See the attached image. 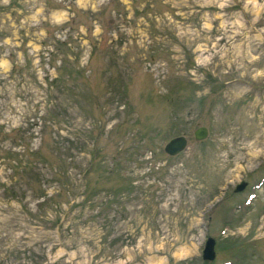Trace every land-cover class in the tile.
<instances>
[{
  "label": "rangeland",
  "instance_id": "374dc122",
  "mask_svg": "<svg viewBox=\"0 0 264 264\" xmlns=\"http://www.w3.org/2000/svg\"><path fill=\"white\" fill-rule=\"evenodd\" d=\"M225 261L264 264V0H0V264Z\"/></svg>",
  "mask_w": 264,
  "mask_h": 264
},
{
  "label": "water",
  "instance_id": "95a60500",
  "mask_svg": "<svg viewBox=\"0 0 264 264\" xmlns=\"http://www.w3.org/2000/svg\"><path fill=\"white\" fill-rule=\"evenodd\" d=\"M208 135V129L205 126H199L194 130V137L196 140H203ZM187 146V139L184 135L172 137L164 146V150L169 155H176L183 151ZM245 182L236 185L235 191L243 189ZM215 240L213 237H208L204 242L201 256L205 260H213L215 258Z\"/></svg>",
  "mask_w": 264,
  "mask_h": 264
},
{
  "label": "trees",
  "instance_id": "16d2710c",
  "mask_svg": "<svg viewBox=\"0 0 264 264\" xmlns=\"http://www.w3.org/2000/svg\"><path fill=\"white\" fill-rule=\"evenodd\" d=\"M37 152H38V151H37ZM32 153H33V154H36V151H33Z\"/></svg>",
  "mask_w": 264,
  "mask_h": 264
}]
</instances>
